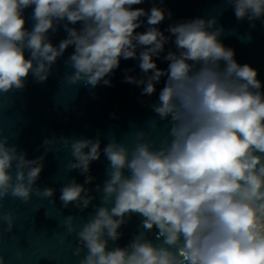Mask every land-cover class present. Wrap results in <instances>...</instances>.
Instances as JSON below:
<instances>
[{
  "label": "clouds",
  "instance_id": "clouds-1",
  "mask_svg": "<svg viewBox=\"0 0 264 264\" xmlns=\"http://www.w3.org/2000/svg\"><path fill=\"white\" fill-rule=\"evenodd\" d=\"M143 2L0 0V97L22 89L30 74L45 82L69 46L75 49L69 59L74 72L65 79L73 85L96 87L102 80L109 85L105 77L121 59L138 56L145 76H126L125 82L143 85L142 95L151 96L166 77L158 102L151 107L161 120L170 118V139L154 148L146 133L138 131L131 147L115 140L104 147L109 178L97 190L103 193L104 205L114 201V206H98L79 230L74 217L65 219L67 232L75 233L87 249L79 264H264V85L258 70L236 61L234 49L219 39L223 29L214 28L215 18L170 25L171 36H166L157 27L165 20L164 9L153 6L146 12L133 7ZM228 2L237 20L264 17V0ZM30 6L35 21L31 31L23 15ZM144 16L149 27L138 33ZM65 20L68 37L53 45L49 31ZM77 22L83 24L79 30L68 26ZM172 37L177 51L164 56L170 63L160 69L153 57L160 56ZM138 47L143 49L139 54ZM2 132L0 209L9 195L24 203L33 194L53 197L55 189L35 187L44 157L28 159L27 153L8 145ZM61 142L74 158L67 168L78 169L85 183H91L90 166L101 156L100 140ZM55 143L44 141L46 146ZM60 191L64 207L74 203L83 210L93 199L75 180ZM132 214L144 218L145 230L158 229L163 243L155 245L140 233L128 246L109 249L108 240L120 238L118 229ZM15 220L11 211H0L6 231H12ZM81 250L78 247L74 254L79 256ZM0 264H5L3 255Z\"/></svg>",
  "mask_w": 264,
  "mask_h": 264
},
{
  "label": "water",
  "instance_id": "water-1",
  "mask_svg": "<svg viewBox=\"0 0 264 264\" xmlns=\"http://www.w3.org/2000/svg\"><path fill=\"white\" fill-rule=\"evenodd\" d=\"M153 6L164 9L166 13L165 20L157 25L166 36H171L167 31L170 25L196 18H215L214 28L223 29L219 39L226 47L234 49L239 64H249L258 70V79L264 85V17L251 22L247 18L237 20L228 0H144L133 7L149 12ZM33 10L34 6H30L23 12L29 31L35 23ZM140 19L143 23L136 29L138 33L149 27L147 16ZM65 23L66 20L61 21L55 31H49L53 45L58 46L68 37ZM68 26L79 30L83 24L77 22ZM74 50V46L65 50L52 65L45 82H37L30 74L22 89L10 90L0 97L3 104L0 110L2 136L7 137L9 146L27 153L28 159L43 156L44 167L35 187L55 189L54 196L48 199L33 194L28 203L10 195L3 200L0 211H11L16 217L11 232L6 231L5 222H0V255H3L5 264H79L87 249L80 245L75 233L67 232L65 219L74 217L79 230L96 214L98 206H114V201L104 205L103 193L97 190V185L102 189L109 178L110 163L103 154L104 147L113 140L131 147L138 131L146 133L154 148H159L164 138L170 139V118L161 120L151 107L158 102L166 77L156 84L155 93L142 95L143 85L125 82L126 76L137 79L145 76L139 68L137 56L121 59L119 67L105 77L110 81L109 85H105L103 80L96 87L84 82L73 85L65 78L74 72L69 63ZM142 50L138 47L137 54ZM169 51H177L174 37L159 57H153L158 68H168L170 62L164 60V56ZM25 55L31 58L30 50L26 49ZM261 91L264 92V87ZM61 138L70 141L100 140L101 156L90 166V175L94 178L91 183H85L86 177L78 169L67 168L68 162L74 158L70 147L65 146ZM45 139H55L56 143L46 146ZM46 148L51 150L46 151ZM125 175H129L127 169ZM72 180L82 184L89 190L88 195L93 197L91 204L83 210L74 203L64 207L59 198L61 188ZM143 219L139 214L125 217L126 222L118 229L120 238L116 241L109 239L108 248H124L140 233H144L153 244L161 245L163 238H158V229L145 230ZM78 247L82 249L79 256L74 254Z\"/></svg>",
  "mask_w": 264,
  "mask_h": 264
}]
</instances>
